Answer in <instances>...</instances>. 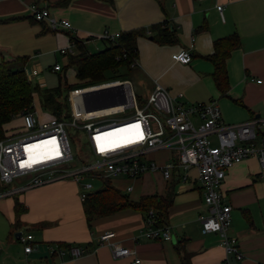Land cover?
<instances>
[{"label": "crops", "instance_id": "crops-1", "mask_svg": "<svg viewBox=\"0 0 264 264\" xmlns=\"http://www.w3.org/2000/svg\"><path fill=\"white\" fill-rule=\"evenodd\" d=\"M32 4L46 8L55 20H67L71 28L51 30L47 20L38 21L31 15ZM217 5L222 6V14ZM164 20L174 30L172 44H158L151 38L150 26ZM136 28L145 29V35L136 39L138 64L132 74L145 82L147 96L159 84L171 95L182 92L186 104L215 101L226 124L263 115L264 0H0V61L27 57L25 70L35 67L39 72L35 78L40 80L42 58L60 54L59 49L69 46L71 38L86 40L88 47L104 32ZM231 34L238 35L240 44L226 61L229 88L221 94L206 56L212 54L216 39ZM183 50L191 54L187 64L175 59ZM19 123L17 117L10 126ZM151 153L159 164L168 156L166 151ZM189 175V182L176 176L166 181L156 170L136 180L119 178L120 185L111 180L133 201L144 195L165 196L173 186L165 224L170 240L144 237L146 216L132 209L88 224L79 185L70 179L17 192L25 208L18 221L12 196H2L0 264H182L184 254L189 264H223L225 252L219 235L201 230L198 217L206 215L207 209L196 169L190 168ZM221 190L224 202L231 206L228 234L237 238L243 254L240 260L231 256L230 264H264V169L257 158L229 168ZM105 232L114 235L101 243L99 237ZM61 243L65 244L63 254L50 250ZM111 243L133 253L114 257ZM25 245L32 249L25 252ZM71 247H81L84 253L73 257Z\"/></svg>", "mask_w": 264, "mask_h": 264}, {"label": "built area", "instance_id": "built-area-1", "mask_svg": "<svg viewBox=\"0 0 264 264\" xmlns=\"http://www.w3.org/2000/svg\"><path fill=\"white\" fill-rule=\"evenodd\" d=\"M217 10L222 14L221 5H217ZM30 12L38 21L47 20L53 31L71 28L67 20L51 18L44 7L32 4ZM118 37L119 33L104 32L96 38L115 42ZM59 52L74 55V41L60 48ZM127 56V52L122 51L114 59ZM175 59L187 64L191 54L183 50L175 55ZM137 64V58L129 60L130 68ZM53 70L60 71L61 66L55 64ZM25 71L28 78L39 73L35 67ZM97 86L102 87L91 90L102 92L84 99L85 109L72 122L65 123L54 115L41 118L36 110L18 114L20 124L0 139V180L5 184L18 180L20 186L0 191V197L71 179L83 187L79 196L83 201L93 189V180H136L146 172L158 170L166 181L176 176L182 182H189V169L195 168L207 209L206 215L198 217L202 232L219 235L225 252L223 264H230L231 256L242 259L237 238L228 234L231 206L224 202L221 186L228 169L247 158H257L264 169V113L240 123L226 124L215 101L186 104L182 92L171 95L159 84H155L147 96L145 106L137 108V99L128 79L110 80L79 89ZM75 97L82 98V92ZM87 105L91 109H86ZM67 125L86 133L87 153L96 157L91 164L75 165ZM155 151L168 152L162 164L147 158ZM82 178L86 179L83 183ZM126 190L131 191L132 186L127 185ZM113 235L112 232L103 233L100 242L104 243ZM143 235L148 239L172 238L168 227L156 225L152 210L148 212ZM21 240L25 241V238L21 237ZM110 248L114 257L133 253L116 243H111ZM31 249L30 245L24 246L25 252ZM50 250L64 253L59 246H50ZM69 253L77 257L84 253V249L71 247ZM134 262L138 263L139 259Z\"/></svg>", "mask_w": 264, "mask_h": 264}, {"label": "trees", "instance_id": "trees-1", "mask_svg": "<svg viewBox=\"0 0 264 264\" xmlns=\"http://www.w3.org/2000/svg\"><path fill=\"white\" fill-rule=\"evenodd\" d=\"M167 23V20H164L150 26L154 32L151 38L158 44H172L176 41L174 30L167 26ZM142 35H145L143 28L120 32L115 42L103 41L106 42V47L95 53H90L87 50L86 40L71 38L76 44L78 53L68 55L67 64L69 67L76 68V76L84 84L78 87H69V91L119 79L116 77L107 79L105 72L116 71L121 67L129 70V60L137 57L136 39ZM239 44L240 40L237 34L221 37L213 42L212 54L206 56L213 64L212 78L221 94H225L229 88L226 61ZM122 51H126L128 56L125 59L115 60L114 57L121 54ZM27 60V57L18 56L11 62L0 61V139L5 137L7 131L18 125L10 126V123L20 112L35 110L33 95L41 90L38 85H32L27 77L25 71ZM15 63H18V66H15ZM53 96L51 92L46 91L43 94V104L55 117L61 119L60 104L54 101ZM98 181L102 182V186L97 190L88 192L82 201L84 216L88 224L93 220L113 215L120 210L132 209L142 213L146 218L148 212L152 210L156 218V225L165 226L168 210L173 203L174 190L172 185L165 196L144 195L138 201H133L128 194L115 187L110 179L104 178ZM11 196L14 202L15 218L18 221L25 208L20 203L16 193L11 194ZM58 246L63 248L65 244L61 243ZM181 260L182 264H189L185 254L181 255Z\"/></svg>", "mask_w": 264, "mask_h": 264}, {"label": "rangeland", "instance_id": "rangeland-1", "mask_svg": "<svg viewBox=\"0 0 264 264\" xmlns=\"http://www.w3.org/2000/svg\"><path fill=\"white\" fill-rule=\"evenodd\" d=\"M106 45L107 44L102 40L96 39L94 42H91L88 45L87 50L90 53H95L99 50L104 49ZM77 53L78 51L76 50L75 54ZM67 59V54H48L42 58V64L40 67V74L42 75V79L38 80V78L35 77L29 78L32 85H38L41 90L39 92H35L33 95L34 108L41 118H47L48 116L53 115L52 112L43 104V94L46 91L51 92L54 95V101L60 104V117L65 123L72 122V120L77 118L85 109L83 99L81 97H75L70 94L69 87H78L84 84V82L76 76V68L68 66ZM55 63L59 64L62 67L60 71L56 72L52 69V66ZM15 66H18V63H15ZM12 67L14 66L12 65ZM105 76L107 77V79L116 77L119 79L130 80L131 89L133 90L137 99H135L136 107L143 108L145 106L147 98V95L145 93L147 90V86L141 78H135L133 76L132 68L128 70L125 67H121L116 71H106ZM66 130L69 136L73 154L75 156V165L79 167L83 163L86 165L91 164L96 159V157L88 155L87 153L86 133L83 130L71 125H67ZM147 158L157 160V157H155V155L152 153L148 154ZM156 162L158 163V161ZM85 180V178H82L81 183H83ZM112 182L115 185H120L117 179H113ZM92 183L93 189L90 191L97 190L102 186V182L98 180H93ZM78 185L80 193L83 190V187L81 186V184ZM19 186L20 183L18 180H13V182L10 184H5L2 180H0V191L4 189L13 190L15 188H18Z\"/></svg>", "mask_w": 264, "mask_h": 264}, {"label": "water", "instance_id": "water-1", "mask_svg": "<svg viewBox=\"0 0 264 264\" xmlns=\"http://www.w3.org/2000/svg\"><path fill=\"white\" fill-rule=\"evenodd\" d=\"M101 92H102V90H88V91H84V92H82V99L84 100V99H86L88 97L95 96V95H97V94H99ZM104 105H106V104H104ZM86 109H91V107L87 105ZM18 235H20V232L16 233V236H18Z\"/></svg>", "mask_w": 264, "mask_h": 264}, {"label": "bare ground", "instance_id": "bare-ground-1", "mask_svg": "<svg viewBox=\"0 0 264 264\" xmlns=\"http://www.w3.org/2000/svg\"><path fill=\"white\" fill-rule=\"evenodd\" d=\"M102 86H97V87H91V88H87V89H78V90H74L73 93V96H77L79 93L83 92V91H88V90H91V89H97V88H101Z\"/></svg>", "mask_w": 264, "mask_h": 264}]
</instances>
